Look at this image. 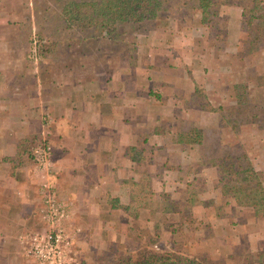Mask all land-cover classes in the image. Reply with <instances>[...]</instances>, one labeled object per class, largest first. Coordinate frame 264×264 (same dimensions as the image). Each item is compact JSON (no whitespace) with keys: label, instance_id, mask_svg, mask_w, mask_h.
I'll return each mask as SVG.
<instances>
[{"label":"crops","instance_id":"crops-1","mask_svg":"<svg viewBox=\"0 0 264 264\" xmlns=\"http://www.w3.org/2000/svg\"><path fill=\"white\" fill-rule=\"evenodd\" d=\"M36 1L0 0V264H32L20 249L19 234L39 225L40 192L31 151L43 129H48L52 144L58 192L72 211L69 224L79 264H103L98 257L107 256L113 244L143 242L151 231L147 191L156 153L149 147L156 139L139 136L133 116L144 112L145 102H151L145 114L157 119L172 110L174 101L169 106L151 101L155 78L160 80L156 86L177 88L181 97L183 85L193 94V68L183 64V56L176 66L170 65L174 61H150L142 74L131 62L116 69L109 62L105 70L90 72L86 63L75 70L65 58L32 56L30 37L39 28L32 19ZM237 33L233 24L228 41ZM8 39L14 51H8ZM188 59L192 64L193 57ZM42 62L60 64V70L48 72ZM174 67L181 69L179 77L169 73ZM142 83L150 94L137 92ZM221 190L218 184L206 186L216 202L193 200V256L211 264H253L244 257L262 255L254 264H264V217L245 214L230 196L220 200ZM215 203L231 206L243 217L217 214Z\"/></svg>","mask_w":264,"mask_h":264},{"label":"rangeland","instance_id":"rangeland-1","mask_svg":"<svg viewBox=\"0 0 264 264\" xmlns=\"http://www.w3.org/2000/svg\"><path fill=\"white\" fill-rule=\"evenodd\" d=\"M38 1H36L39 6L38 11H33L32 19H36L44 39L50 42L55 41L54 45L51 44L50 54L44 57L52 55L56 59L65 58L70 62L69 69L81 70V66L86 63L85 67L90 69V72L103 71L110 67L109 62L112 63L115 53L120 60L119 66L131 62L134 67L141 63L148 64L150 61L159 65L163 62L174 61L170 65L176 66L183 61V56H187L185 57L187 62H183V64L191 65L193 68V94L186 92L188 85L182 86V97L176 94L179 93L177 88L167 84L163 86V83L161 86H156V83H160L159 78H155L151 82L153 87L150 89H153L155 94H150L147 91V85L143 83L137 90L141 95L149 93L151 101L157 102L159 105L164 103L169 106L171 105L169 103L175 102L173 106H170L172 110L166 113L163 119L145 114V110L150 108L151 102H145L142 105L144 112L138 115L135 113L133 116L134 128L139 136H146L148 141L156 139L149 147L152 152L156 153V158L153 160L154 172L151 170L149 173L150 185L147 191L149 193L148 201L152 208L150 209L151 231L143 242L139 239L133 244V241L125 240L127 247L113 244L107 256L98 258L103 261V264H116L123 258L139 257L140 251L144 248L175 251L193 256V225L195 223L193 200H207L212 203L217 199L211 192L207 193L206 186L217 182L222 187L218 194L220 200L229 199V196H232L229 187L231 182L230 163L236 168L250 159L258 163L264 184V140L259 141L257 138L259 134L264 137V129L262 126L261 129L256 127L255 132V126L251 124V121L257 122L259 126L264 124V18L262 20L257 16L263 9L259 6L258 11L252 12L254 17L249 22L248 14L236 20V18L230 17L235 13L231 10L232 7L234 5L239 8L242 6L251 7L254 5L253 0H212L218 11L212 18L213 25L210 27V33L195 39L196 35L190 33L191 30L185 27L191 24V20H187V18L193 13V10L188 5H192L194 0H168L166 2L168 9L159 11L157 17L147 18L135 24L119 22L117 27L119 33L114 37H117L116 39L121 43H116L114 38L98 34L95 25L81 27L84 25L83 20L76 22L67 20L63 11L64 3L67 0ZM77 1L81 3L78 9L81 15L91 11L89 6L83 4L88 0ZM43 3L48 5L46 10L41 8ZM262 5L264 7V0ZM229 22H231L230 26H228ZM233 24H236L238 33L231 43L228 41L229 30L227 31V28L233 29ZM34 36L35 33L32 37ZM134 39H140L143 46L134 47L128 46V43L124 44V41L130 42ZM159 41L161 42L158 43ZM8 42V51H14L15 44L11 43L10 39ZM234 42L237 46H232ZM227 44L230 49L232 48L242 56L241 59H228L227 51H224ZM37 45L35 40L31 41L30 51L32 55L34 53V56L41 58L38 51L36 53ZM192 57L193 66L188 59ZM204 63L207 64L208 71L204 70ZM40 66L48 72H58L61 67L60 64L44 62ZM64 66L67 67L68 64ZM174 68L175 70L170 69L169 73L179 77L181 69ZM185 73L188 74L187 71ZM241 80H246L248 83L249 87L246 92L250 101L237 104L231 96L229 97V94L234 92V81L240 82ZM195 85L197 86L196 90L194 89ZM157 93L160 97L157 96ZM211 107L217 108L219 114L209 112ZM252 110L253 112L259 110V114L250 116ZM195 123H200L205 130L202 146H184L182 148L183 144L175 143L171 139L177 131L187 130ZM237 124L244 129L236 134L237 130L234 126ZM159 128L161 130L163 128L167 133L155 132ZM254 132L256 134L255 146L251 144L252 142L245 144V140L241 145L235 144L236 137L241 136V139L248 140V137ZM157 141L165 142L158 146ZM244 151L250 154H247L245 158H239V155ZM211 152L214 153L213 155H217V159L212 160L215 164L212 165L210 163L212 161L206 160V157L204 162L207 164H203L204 167L206 166L203 171L199 155L203 154L205 157ZM206 178L209 180L206 181ZM159 183H163V185ZM232 199L238 202L235 198ZM214 205L216 207L217 203ZM225 206L221 205L213 207V209L215 211L218 208L217 214L219 212H224L225 215L236 214L240 218L244 213H251L247 207H243L245 209L243 213L231 206ZM171 211L176 212L172 213ZM261 246L264 249V240L261 241ZM244 247L242 244L239 249L244 252ZM261 257L262 255L254 257L249 254L244 259L246 262L254 264V261Z\"/></svg>","mask_w":264,"mask_h":264},{"label":"trees","instance_id":"trees-1","mask_svg":"<svg viewBox=\"0 0 264 264\" xmlns=\"http://www.w3.org/2000/svg\"><path fill=\"white\" fill-rule=\"evenodd\" d=\"M166 2L168 0H88L84 1L83 4L89 6L91 8L90 12H84V14L81 15L80 11H78L80 6V1L77 0H67L66 3H64L63 11L65 12V16L67 20L71 22H76L79 20L84 21V25H81V27L85 25H95V29L97 30V33L103 36H107L110 38H114V42L121 43L120 40L116 39L114 35L118 34L119 31L117 30V27L119 25V22H131V24L138 23L144 19H151L154 17H157L159 14V11H166L168 7L166 6ZM254 5L251 7H236L235 5L232 7V11L234 14H231L230 17L236 18V20H239L241 17L248 14V22L254 17V14L252 12L258 11L259 6L263 9L261 13L258 16L259 19L264 18V7L262 5L263 0H253ZM193 10V13L189 15L187 20H191V24L185 26L188 27L193 35H196L195 39H198L199 37H203L205 34L210 33V27L213 25V17L217 14L218 9L214 6L212 0H194L192 5H188ZM86 11V10H84ZM89 11V10H87ZM231 18V19H232ZM230 19V20H231ZM68 21V22H69ZM230 26V22L228 24ZM227 28V26H226ZM227 30L231 31V27ZM146 36L148 35L145 34ZM31 41H36V44H38L36 53L38 51V54L40 55L41 59L47 55L50 54V47L51 42L44 39L41 30L38 28L37 32L35 33L34 37H30ZM139 40V41H138ZM134 39L132 41H124V44L126 45L128 43L129 45H132L134 47H142L143 43L140 41V39ZM55 42V41H54ZM233 46V45H232ZM133 47V48H134ZM227 51V57L228 59H241V55H238L235 50L230 49V46L227 44V48L224 50ZM31 53V51H30ZM32 55V53H31ZM34 56V53L33 55ZM52 56V55H51ZM112 67L113 69L119 68L120 60L117 56V53H115V58L112 60ZM151 65H145L140 64L136 65L135 69L139 73H143L146 71ZM146 67V68H145ZM209 70L206 66L204 67V70ZM232 69V68H231ZM238 82V83H237ZM248 83L246 80L234 81L233 89L234 92H231L229 94V97H232V100L237 104H242L244 102L250 101L249 97L247 96L246 89L248 88ZM197 86H194V89L196 90ZM177 94V93H176ZM174 95V94H173ZM184 95V94H183ZM157 96H159V93H157ZM217 108L211 107V110L209 112H215L219 114ZM257 112V113H256ZM256 114H259L258 111H251L250 116H256ZM163 116H160V119H163ZM235 123V121H234ZM251 124L255 126V132L256 127L261 129V126L264 129V124L260 125L255 121H251ZM234 128L237 130L236 134L243 131L244 128L240 127V125H235ZM157 131H164L159 128ZM204 127L200 123H195L193 126H191L187 130H179L175 133L174 137L171 139L178 144H183L181 147L184 148V146H202L205 139L204 134ZM252 133L247 139H241L242 137H236L235 144L241 145L246 142H252L251 144L255 146L254 143H256L255 137L256 134ZM39 138V137H38ZM259 141L264 140V137L259 134L257 136ZM250 144V146H251ZM133 150H135V146H132ZM214 153L211 152L208 156H203V154L199 155V158L201 161V167L202 170L205 171L206 166L204 167L203 164H207V162H204V159L212 161L214 158L217 159V155H213ZM247 151L241 153L239 155V158L241 157H247ZM255 154L253 155V157ZM212 165L215 164V162H210ZM258 163L253 162V160L250 159V161H247L245 164L239 167H234L232 163H230L231 167V176H230V183L229 187L232 193V198H235L238 200V203L240 206L247 207L250 209V212L264 217V184L261 179L260 170L258 168ZM234 167V169H232ZM209 178H206V181H208ZM214 180V179H213ZM213 184H217L213 183ZM171 263V264H211V262L204 258H198L195 256H190L187 254H181L177 253L175 251H167V250H154L151 248H144L139 253V257H127L119 260L116 264H157V263Z\"/></svg>","mask_w":264,"mask_h":264},{"label":"built area","instance_id":"built-area-1","mask_svg":"<svg viewBox=\"0 0 264 264\" xmlns=\"http://www.w3.org/2000/svg\"><path fill=\"white\" fill-rule=\"evenodd\" d=\"M48 135V129H43L31 151L32 173L40 192L39 225L19 234L20 249L32 264H78L75 233L69 224L72 211L56 186Z\"/></svg>","mask_w":264,"mask_h":264}]
</instances>
